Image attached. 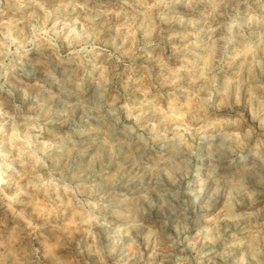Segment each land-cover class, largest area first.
I'll list each match as a JSON object with an SVG mask.
<instances>
[{
	"label": "rangeland",
	"instance_id": "rangeland-1",
	"mask_svg": "<svg viewBox=\"0 0 264 264\" xmlns=\"http://www.w3.org/2000/svg\"><path fill=\"white\" fill-rule=\"evenodd\" d=\"M129 2L143 15L134 20L122 0H95V24L103 29L96 35L110 39L97 42L85 70L69 56L62 38H56L52 47L41 37L44 21L32 0H0V40L10 35L18 42L11 45L14 52L18 45H25L29 51L25 55L21 48L17 59L34 73L31 79L22 81L11 70L5 75L0 68V108L7 113L0 124L14 118L4 125L9 132L4 151L16 170L9 171L14 182L0 194V264H92L89 257L95 264H161L165 251L181 253L179 248H169L171 240L165 235L156 249L158 254L153 255L136 239L138 230L131 233L135 243L128 241L123 250L115 242L110 248L102 246L96 232L85 231L81 223V215H90L92 204L101 197H106L105 203L116 199L121 219L127 211L160 199L175 217L178 230L185 231L197 250L205 235H211L224 242L226 250H236V264H254L252 241L264 236V193L249 184L250 167L235 174L222 171V167L225 157L247 156L257 141L264 139V24L249 25L242 19L238 27L229 30L237 6L242 17L248 11L260 18L264 16V0ZM0 61L8 62L3 55ZM101 64L110 67L111 85L105 100L109 104L116 101L119 110L115 115L107 108L94 110L95 97L89 93L90 88L96 90L97 67ZM161 88L169 89L172 97L160 99L162 110L146 114L134 107L144 95L152 98ZM144 89H151V93ZM177 91L183 96H177ZM226 93L246 118L245 123L225 122L229 105L223 109L219 105ZM197 99L205 107L199 116L219 124L218 129L206 133L215 139L201 141L202 157L185 154L173 160L172 152L162 150L161 143L181 134L187 137L184 129L199 125L180 115L186 109L174 110L168 105L174 101L178 106L191 103L196 108ZM241 104L246 111L240 109ZM58 121L64 122L63 126ZM181 124L183 127H177ZM38 126L44 128V143L55 145L47 157H41L49 168L51 161L56 162L52 179L59 183L63 177L64 184L72 189L79 186L75 194L61 188L58 194L46 196L29 186L32 168L21 164L25 158L21 149L34 143ZM246 132L251 135L246 136ZM233 133L239 134L235 141L226 139ZM147 136L153 147L145 151L142 145ZM259 151L264 153V146ZM86 153L91 155L84 166L74 167L72 158ZM36 155L40 156L38 150ZM37 171L49 178L48 169L37 164ZM181 171L187 176H201L196 183L202 197L199 205H192L182 190L171 204L165 202L157 178L172 187L179 183ZM126 182L150 183L152 190L137 193L143 197L137 203L134 190L120 189ZM200 215L204 226L193 231L191 221ZM167 223L161 221L156 228L167 233ZM74 242L81 247L75 248ZM175 262L173 256L172 264Z\"/></svg>",
	"mask_w": 264,
	"mask_h": 264
},
{
	"label": "clouds",
	"instance_id": "clouds-1",
	"mask_svg": "<svg viewBox=\"0 0 264 264\" xmlns=\"http://www.w3.org/2000/svg\"><path fill=\"white\" fill-rule=\"evenodd\" d=\"M38 15L43 19L44 25L40 32L41 37L48 42L49 45L55 47L56 38H62V40L68 46V52L70 57H75L79 62L78 67L85 69L88 63V56L90 53H94L97 48V42L100 39L108 40L109 36L101 35L97 36V31L103 33V29H97L95 24V0H32ZM123 4L127 5L131 9V15L135 20L136 17L143 15L137 8H135L129 0H122ZM139 2V0H138ZM146 2V0H145ZM240 0H238V3ZM92 5V7H90ZM244 20L245 23L251 25L253 22L264 24V16L258 18L251 12L245 11L243 17L237 6L235 15L231 17V23L229 30L232 27H238L239 22ZM52 27L49 28L48 24ZM51 33V35H49ZM133 38L135 37V30L132 32ZM12 44H18L14 41L10 35L5 34L4 39L0 40V55H3L5 60L8 62L5 64L0 61V68L5 70V75L9 70L13 74H16L19 79L27 80L31 79L34 73L28 71V67L22 62L21 59H17L20 56V49H24L25 55L29 51L25 45H18L16 51L12 50ZM11 57L12 59H8ZM110 67L107 64H101L97 67L98 78L96 79V90L89 89L91 96L95 97L94 110H103L107 108L108 112L112 115L119 110L116 105V101L113 100L110 104L105 100V93L108 87L111 85L109 79ZM83 83V78L80 80ZM169 83H174L170 81ZM155 87V85H153ZM2 88V85H0ZM24 95L27 96V91L22 90ZM145 93H151V89H144ZM163 93V96H161ZM177 96H183V93L176 92ZM166 98L172 100L169 89H158L157 93L149 98V95H144V99L138 101L134 107H138L145 113H152L160 111V99ZM196 108H193L191 103L187 105H177L176 102H170L168 107L170 109H186L181 111V116H188L191 120L199 125L198 128L187 129V137L183 134L167 140L166 143H161L160 147L162 150H170L173 154V160L175 158L183 157L185 154L190 155H204V145L201 143L203 140H214L215 136L207 135L209 129H218V123L210 122V118L207 116H199L200 112L205 111V107L197 99ZM127 103V102H125ZM228 104V119L225 121L227 124H238L241 125L246 122V118L241 114V111L237 109V106L231 104L230 97L227 93L224 95L223 100L220 101V108L223 109L224 105ZM120 107H123L121 105ZM215 108L216 106L213 105ZM240 109L246 111L243 104L240 105ZM193 113L196 115L193 116ZM220 114V113H215ZM234 116V118H233ZM7 117V113L0 108V118ZM14 119L8 117L0 124V194L4 193L5 187H11L14 182L13 177L9 175V171L15 172L12 168V164L9 162V153L4 151V145L8 143L7 137L9 132L5 130L4 125L8 123V120ZM64 122L58 121V125L63 126ZM155 126V125H153ZM177 127H183V125H177ZM44 131L42 126L37 127V132L34 135V143L29 144L27 148L21 149V164L32 168V179L29 181V186L35 188L37 193H44L48 196L50 193L58 194L61 188H65L68 191H73L75 194L78 191L79 186L76 189H72L63 182V177L59 183L52 179V170L57 167L56 162L51 161L52 168H49L48 164L44 163L41 157H47L51 150L55 147L50 143L45 144L41 139V133ZM13 135L15 132L13 131ZM238 133H233L231 136H226V139L235 141ZM246 136H250V132L245 133ZM191 138V142L189 140ZM151 137L147 136L142 145L145 151L150 150L153 144L150 142ZM37 145H40L37 149ZM264 146V139H259L256 143L254 150H250L247 156H241L239 159L224 158L222 171L229 174L238 173L241 169L250 167L252 171V177L249 179V184L257 190L264 193V153L259 151L260 147ZM15 147V145H13ZM37 150L40 152V156L36 155ZM186 150V151H185ZM91 153L78 155L72 158L74 167H83ZM37 164L45 169H48V179L37 171ZM181 179L178 184L169 187L162 181L158 180V186L161 189L163 197L166 203L171 204L172 200H175L180 191L182 190L183 195L186 199L190 200L192 205H199L201 200V193L196 189V183L201 179V176L193 173L191 176H187L184 171L180 172ZM134 179H139L135 177ZM213 179V177H209ZM113 181L109 179L108 183L111 184ZM95 187V186H94ZM211 184L208 185L211 190ZM173 188L176 190L174 191ZM120 189L122 191H130L136 202L138 203L142 196H137V193L151 191L150 183L149 186H145L143 182L136 183H121ZM102 191L107 192L106 187H101ZM225 194H228V186L225 185ZM50 198V197H49ZM106 197H101L99 201L92 204L90 215H81V223L85 226V231H95L98 237V242L104 247H112L115 242L120 246L121 250L127 246L128 241L135 243L132 239V231L136 232V239L140 241V244L144 245L146 249L153 251V255H157L156 249L161 247V236H167V239L171 240L169 248H179L181 253L177 255L174 252L163 253V264L164 260L169 261L172 264L173 256H176L175 264H236V250L225 249L224 242H218L217 238L211 235H205L199 249L197 250L188 239L184 230H178L176 225V219L169 211L167 207L161 205L160 199L154 198L153 201L145 203L139 210H129L123 215L121 219V212L118 207V203L115 198L108 200L105 203ZM56 203V201H52ZM174 207V205H173ZM107 210V211H106ZM201 211L203 208L201 206ZM166 220L167 233L160 232L156 228V224ZM204 226L203 215L195 216L191 221V229L198 231ZM231 228V226H229ZM146 229V232L143 231ZM234 230H239L238 228ZM127 238V240L125 239ZM153 245L155 247H153ZM75 248L81 247L80 243L74 242ZM240 251H246L241 249ZM251 261L254 264H264V236L259 239H254L251 245ZM92 260V264H95V260L92 257L88 258Z\"/></svg>",
	"mask_w": 264,
	"mask_h": 264
}]
</instances>
